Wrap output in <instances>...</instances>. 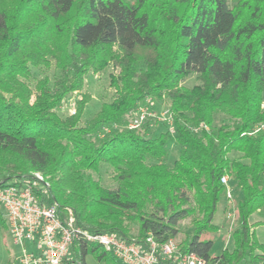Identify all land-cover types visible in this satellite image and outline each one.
<instances>
[{"label": "trees", "instance_id": "trees-1", "mask_svg": "<svg viewBox=\"0 0 264 264\" xmlns=\"http://www.w3.org/2000/svg\"><path fill=\"white\" fill-rule=\"evenodd\" d=\"M109 66L118 69L112 101L84 124L89 92L73 113H58L86 75ZM39 67L61 73L33 85ZM192 74L200 82L185 86ZM263 93L264 0H0V179L42 173L41 202L90 232L163 242L189 219L175 239L181 252L264 263L256 233L264 220L250 222L264 211ZM148 97L169 99L174 133L129 127L128 113ZM168 142L180 148L172 165ZM102 164L113 168L114 188L94 177ZM224 175L243 196L233 248L214 256L207 236L219 230ZM0 224L9 229L1 208ZM76 245L84 264L89 245ZM94 245L99 261L122 264Z\"/></svg>", "mask_w": 264, "mask_h": 264}, {"label": "built area", "instance_id": "built-area-1", "mask_svg": "<svg viewBox=\"0 0 264 264\" xmlns=\"http://www.w3.org/2000/svg\"><path fill=\"white\" fill-rule=\"evenodd\" d=\"M151 99L148 97L146 101ZM148 114V108L140 105L130 118L129 127L141 128ZM167 115L173 122L170 109ZM230 179L229 175H224L222 182L226 185L228 205L234 209ZM48 187L49 182L40 172L23 178L0 179V208L14 242L24 247L20 264H73L79 261L75 245L80 241L104 247L122 264H216L196 252H181L175 239L162 242L152 233L143 239H127L115 233L85 230L76 224L71 211L62 216L57 203L41 202L37 190L45 193ZM232 212L229 211V216ZM25 243H30V249L25 248Z\"/></svg>", "mask_w": 264, "mask_h": 264}, {"label": "rangeland", "instance_id": "rangeland-1", "mask_svg": "<svg viewBox=\"0 0 264 264\" xmlns=\"http://www.w3.org/2000/svg\"><path fill=\"white\" fill-rule=\"evenodd\" d=\"M235 1L236 0H230V4L232 5ZM117 72L118 69L113 66L107 67L100 73L90 72L85 77L83 89L79 92L70 94L64 101L63 105L57 109L58 113L63 117L73 113L76 108V103L81 98L82 93L89 92L92 95V100L86 107L82 120V124H84L97 113L103 102H109L115 98L116 90L111 84V78L112 75L117 74ZM60 73L61 72L56 68H33L31 83L34 85L38 79H41L45 76L53 78ZM199 82L198 75L192 74L183 81V84L185 86L192 87ZM141 105L148 108L149 114L146 118L147 121L141 128L149 124V136H156L164 131H171L174 133L173 122L168 118L167 115V111L170 109V102L168 98L165 97L161 99H151L150 102L145 100ZM137 111L138 107L137 109L129 112L127 115L128 120H130V118L133 117ZM221 117L222 115H217L216 119H220ZM167 147L169 152L167 160L168 163L172 165L179 156L180 148L173 142H168ZM230 157L234 158L233 153L230 154ZM33 173L34 172H32L29 176H31ZM93 175L96 179L100 180L105 187L114 188L116 186V182L113 178L114 170L108 164H102L97 172H93ZM231 187L233 188L234 193L235 208H231V206L228 205L226 197H222L218 203L217 211L213 220V223L219 227V230L211 236H207L214 240V245L211 250V254L214 256L220 255L225 248H233L232 232L236 227L239 226L237 208L243 194L239 189L233 187V185ZM231 210L233 212L232 215L229 216V211ZM1 212L3 214L2 210ZM260 220H264V211L258 212L252 215L250 218V222H256ZM179 228L180 232L175 238L177 241H181L184 238L185 233L190 229L189 219L182 220L179 223ZM136 232L137 230L133 231L134 234ZM256 233L259 240L264 243V225L257 226ZM88 245L90 251L84 257V264H106L105 260L99 261L95 254L91 251L92 247L95 246L94 243L90 242ZM30 247V243H25V248L30 249ZM77 248L80 249L78 246ZM23 249L24 247L22 245L16 244L14 242L9 229L0 224V264H20L19 259L22 255ZM78 260L82 261L80 257H78ZM79 261L76 262L78 263ZM76 262L73 264H76Z\"/></svg>", "mask_w": 264, "mask_h": 264}, {"label": "crops", "instance_id": "crops-1", "mask_svg": "<svg viewBox=\"0 0 264 264\" xmlns=\"http://www.w3.org/2000/svg\"><path fill=\"white\" fill-rule=\"evenodd\" d=\"M263 98H264V95H263Z\"/></svg>", "mask_w": 264, "mask_h": 264}]
</instances>
